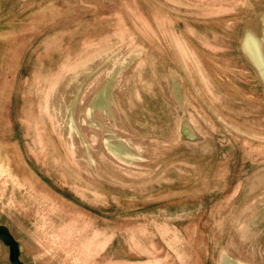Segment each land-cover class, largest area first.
Segmentation results:
<instances>
[{"label":"rangeland","instance_id":"rangeland-1","mask_svg":"<svg viewBox=\"0 0 264 264\" xmlns=\"http://www.w3.org/2000/svg\"><path fill=\"white\" fill-rule=\"evenodd\" d=\"M263 2L0 0V220L49 247L32 264H264V98L237 51Z\"/></svg>","mask_w":264,"mask_h":264},{"label":"water","instance_id":"water-1","mask_svg":"<svg viewBox=\"0 0 264 264\" xmlns=\"http://www.w3.org/2000/svg\"><path fill=\"white\" fill-rule=\"evenodd\" d=\"M237 51L253 72L258 87L263 91L264 98V2L249 14L240 27ZM98 88L91 98L95 105H99L101 97L106 100L108 91H110V88H106L105 85ZM172 91L174 95L172 97L173 106L182 114L179 118L180 134L188 140H202L203 135L187 115L185 99L181 98L183 96L182 91L176 87ZM187 117L189 121L186 120ZM15 223L22 230L21 224ZM29 231V233L24 231L22 235H17L9 222L0 220V251L6 264H32L28 258V253L30 256L34 255L36 260H40L49 253V247L41 246L40 241L33 239L36 238V234L32 230Z\"/></svg>","mask_w":264,"mask_h":264}]
</instances>
